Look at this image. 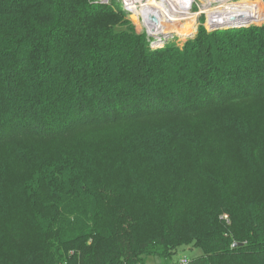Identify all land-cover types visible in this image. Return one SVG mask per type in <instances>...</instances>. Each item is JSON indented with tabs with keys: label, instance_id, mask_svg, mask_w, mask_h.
Returning a JSON list of instances; mask_svg holds the SVG:
<instances>
[{
	"label": "trees",
	"instance_id": "16d2710c",
	"mask_svg": "<svg viewBox=\"0 0 264 264\" xmlns=\"http://www.w3.org/2000/svg\"><path fill=\"white\" fill-rule=\"evenodd\" d=\"M92 3L0 0V264H264V26L152 50Z\"/></svg>",
	"mask_w": 264,
	"mask_h": 264
},
{
	"label": "built area",
	"instance_id": "2783aa9c",
	"mask_svg": "<svg viewBox=\"0 0 264 264\" xmlns=\"http://www.w3.org/2000/svg\"><path fill=\"white\" fill-rule=\"evenodd\" d=\"M101 3L110 5L112 1L101 0ZM116 3V7L134 18L138 30L147 37L152 50L163 49L176 41L182 44L194 38L202 26L199 25L202 15L205 17L203 26L209 32L214 31L212 26L215 21L230 18L243 20L245 15H249L245 20L249 23L243 27L264 25V5L252 0H117ZM234 6H237L235 11L239 13L232 15L231 8ZM216 14L220 15L215 17ZM152 15L157 18L156 22L151 21ZM184 25L189 26V33L180 34L174 30ZM181 263L188 264L189 261L184 259Z\"/></svg>",
	"mask_w": 264,
	"mask_h": 264
},
{
	"label": "rangeland",
	"instance_id": "374dc122",
	"mask_svg": "<svg viewBox=\"0 0 264 264\" xmlns=\"http://www.w3.org/2000/svg\"><path fill=\"white\" fill-rule=\"evenodd\" d=\"M97 3H96V2ZM110 2L112 1V3L110 5H107L105 3H101V0H94V3L92 4H98L100 6H106V7H110V8H113L114 10L118 9V6L116 1L117 0H109ZM244 1V0H243ZM252 1H255V2H260L262 5L263 4V1L262 0H252ZM116 4V5H115ZM127 19L131 22V24L127 27L128 29L130 28H135L137 29V31L140 33V31L138 30L136 24H135V20L134 18H130L128 15L126 16ZM204 19L205 17L202 15L200 17V21H199V25L202 24V26H200L199 30L201 28H203V24H205L204 22ZM257 26H264V25H257ZM205 28V27H204ZM174 30H176L177 32H179L180 34H186V33H189L190 32V28L189 26H179L177 28H175ZM198 30V32H199ZM248 106L247 105H236V106H232V107H229L227 109L229 110H235V111H239V109H243V108H247ZM198 114H194V115H185V116H180V117H176L177 119H184L186 120L187 122H190V123H193L195 122L196 120H198L201 116L198 115ZM165 119H153L151 120L150 122H160V121H164ZM184 121V122H186ZM102 133V132H101ZM97 135H101V134H95L94 136H97ZM76 138H81L83 137V135H75ZM84 136H86V134H84ZM100 142H103L105 141L108 137L107 136H100V137H96ZM221 215L223 216V218L225 220H228L229 219V215L226 214L223 210L220 211ZM204 255V252L201 248H198V247H183V248H180L177 252L176 255H174V257L172 258V260L169 262L170 264H181V261L186 259V260H193L195 258H198L200 256ZM145 264H165V262L160 258V257H149L147 260H146V263Z\"/></svg>",
	"mask_w": 264,
	"mask_h": 264
},
{
	"label": "water",
	"instance_id": "95a60500",
	"mask_svg": "<svg viewBox=\"0 0 264 264\" xmlns=\"http://www.w3.org/2000/svg\"><path fill=\"white\" fill-rule=\"evenodd\" d=\"M150 19L152 22H156L157 21V18L152 15L150 16ZM249 23L248 21H245V20H240V19H227V20H222V21H215V23L213 24L212 26V29L214 31L216 30H220V29H224V28H233V29H236V28H244L243 26L245 24ZM238 245V244H235V246Z\"/></svg>",
	"mask_w": 264,
	"mask_h": 264
},
{
	"label": "bare ground",
	"instance_id": "6f19581e",
	"mask_svg": "<svg viewBox=\"0 0 264 264\" xmlns=\"http://www.w3.org/2000/svg\"><path fill=\"white\" fill-rule=\"evenodd\" d=\"M236 8H237V6H234V7L231 8L232 15H233V14H236V13H239L238 11H235ZM233 10H234V11H233ZM219 15H220V14H216L215 17H218ZM248 17H249V15H245V16L243 17V20H247Z\"/></svg>",
	"mask_w": 264,
	"mask_h": 264
}]
</instances>
